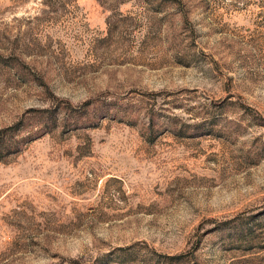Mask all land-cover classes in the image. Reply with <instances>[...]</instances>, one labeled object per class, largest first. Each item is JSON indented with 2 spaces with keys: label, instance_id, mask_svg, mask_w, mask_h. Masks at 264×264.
<instances>
[{
  "label": "rangeland",
  "instance_id": "374dc122",
  "mask_svg": "<svg viewBox=\"0 0 264 264\" xmlns=\"http://www.w3.org/2000/svg\"><path fill=\"white\" fill-rule=\"evenodd\" d=\"M0 264H264V0H0Z\"/></svg>",
  "mask_w": 264,
  "mask_h": 264
},
{
  "label": "trees",
  "instance_id": "16d2710c",
  "mask_svg": "<svg viewBox=\"0 0 264 264\" xmlns=\"http://www.w3.org/2000/svg\"><path fill=\"white\" fill-rule=\"evenodd\" d=\"M0 148H1V146H0Z\"/></svg>",
  "mask_w": 264,
  "mask_h": 264
}]
</instances>
